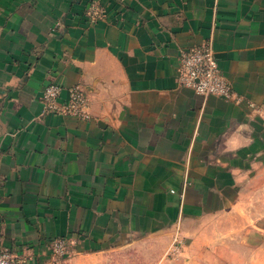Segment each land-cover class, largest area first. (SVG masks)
<instances>
[{"label":"crops","instance_id":"obj_1","mask_svg":"<svg viewBox=\"0 0 264 264\" xmlns=\"http://www.w3.org/2000/svg\"><path fill=\"white\" fill-rule=\"evenodd\" d=\"M209 40L239 102L179 83ZM49 83L60 103L80 86L90 119L47 113ZM262 166L264 0H0V249L20 264L53 263L57 239L87 258L192 247Z\"/></svg>","mask_w":264,"mask_h":264},{"label":"rangeland","instance_id":"obj_2","mask_svg":"<svg viewBox=\"0 0 264 264\" xmlns=\"http://www.w3.org/2000/svg\"><path fill=\"white\" fill-rule=\"evenodd\" d=\"M237 195L228 210L203 220L192 247L170 249L164 237H142L99 258L66 255L51 264H264V166Z\"/></svg>","mask_w":264,"mask_h":264},{"label":"built area","instance_id":"obj_3","mask_svg":"<svg viewBox=\"0 0 264 264\" xmlns=\"http://www.w3.org/2000/svg\"><path fill=\"white\" fill-rule=\"evenodd\" d=\"M87 16L91 23H97L105 18L106 12L96 5H91ZM178 79L182 87L192 89L204 97L216 96L232 102H239L241 99L219 67L212 40L181 51ZM62 93L63 87L58 83H49L46 86L42 101L47 113L90 119L89 100L80 86L69 90V100L66 103L59 102ZM68 246L66 239H57L50 243L54 257L63 258L68 255ZM0 264H20L19 257L2 248Z\"/></svg>","mask_w":264,"mask_h":264}]
</instances>
